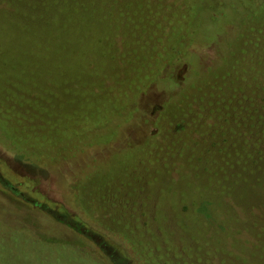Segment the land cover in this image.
Listing matches in <instances>:
<instances>
[{
	"label": "trees",
	"instance_id": "16d2710c",
	"mask_svg": "<svg viewBox=\"0 0 264 264\" xmlns=\"http://www.w3.org/2000/svg\"><path fill=\"white\" fill-rule=\"evenodd\" d=\"M0 138L151 264H264V0H0Z\"/></svg>",
	"mask_w": 264,
	"mask_h": 264
},
{
	"label": "rangeland",
	"instance_id": "374dc122",
	"mask_svg": "<svg viewBox=\"0 0 264 264\" xmlns=\"http://www.w3.org/2000/svg\"><path fill=\"white\" fill-rule=\"evenodd\" d=\"M14 150L10 147L4 148V140L0 138V159L4 160L3 171L0 175L8 180L9 186L0 183V237L5 238L14 235L18 238V245L10 248L6 243L0 251L3 256L9 258L11 251L22 250L28 252V256H14L9 258L8 263L14 264H42L43 257L47 260L53 258L56 248L42 242L37 243L40 249L35 250L34 237L48 243H59L65 245L71 251L63 258L70 264L72 255H75L77 264H112L99 248L98 244L82 234L59 222L54 217L55 213H69V216L80 223L101 233L104 238L111 241L130 260V264H151L146 261L147 257H138L130 248L129 242L119 234L111 233L97 225L93 216L83 212L71 200V193L65 190L57 180L56 176L28 167H22L13 158ZM89 154L90 151H89ZM8 161H11L9 165ZM37 182H36V181ZM38 200L41 206L34 205L32 199ZM168 262L171 264H186V250L182 241L173 234H167ZM41 245V246H40ZM32 246V247H31ZM43 247L44 252H43ZM172 247V248H171ZM36 251V252H35ZM57 257V256H56ZM36 258V259H34ZM37 258L43 262L36 263ZM49 261V260H48ZM46 264V263H43ZM66 264V263H65Z\"/></svg>",
	"mask_w": 264,
	"mask_h": 264
},
{
	"label": "snow or ice",
	"instance_id": "6c2138e0",
	"mask_svg": "<svg viewBox=\"0 0 264 264\" xmlns=\"http://www.w3.org/2000/svg\"><path fill=\"white\" fill-rule=\"evenodd\" d=\"M4 160L3 159H0V172H2L4 169H3V165H4ZM9 165L11 164V161H8Z\"/></svg>",
	"mask_w": 264,
	"mask_h": 264
}]
</instances>
